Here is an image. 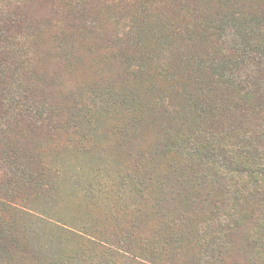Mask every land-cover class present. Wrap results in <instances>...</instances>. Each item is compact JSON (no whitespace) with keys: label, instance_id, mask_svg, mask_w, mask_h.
<instances>
[{"label":"trees","instance_id":"16d2710c","mask_svg":"<svg viewBox=\"0 0 264 264\" xmlns=\"http://www.w3.org/2000/svg\"><path fill=\"white\" fill-rule=\"evenodd\" d=\"M57 1L61 5L60 16L54 12L55 39L61 35L68 40L73 29L96 40L113 38V27L103 25L91 12L93 0ZM161 2L189 9L190 23L200 39L214 34L211 7H189L185 0ZM41 4L49 3L0 0V71L12 63L16 69L34 66L25 43L8 42L12 54L18 55L15 61L5 57L1 45L15 34L22 36L24 24H36ZM210 21L214 22L209 26ZM191 34L187 28L186 36ZM236 34L242 40L233 39L229 55H221L217 51L222 48L213 45L208 55L196 56L198 99L192 100L193 112L150 108L139 98L133 100L132 91L123 90L119 99L107 94L110 104L102 106L105 112L122 114L131 121L129 130L141 120L152 129L146 145L129 150L139 165L126 167L117 177L134 203L121 199L124 225L116 243L92 237L66 256L48 258L47 264H264V40L247 39L238 30ZM103 41L109 48L113 44ZM219 65L224 69L217 72ZM244 67L249 71L241 72ZM187 70L179 74L185 89L190 79ZM29 81L0 79V181L6 184L0 192V240L6 250L19 252L24 246L3 218L12 204L20 205L10 192L48 183L35 164L36 150L29 145L38 136L52 138L66 128L58 108L39 95L48 91L47 86ZM184 94L192 97L191 92ZM82 115L89 116L90 110ZM131 141L121 139V148ZM132 241L137 247L119 246Z\"/></svg>","mask_w":264,"mask_h":264},{"label":"rangeland","instance_id":"374dc122","mask_svg":"<svg viewBox=\"0 0 264 264\" xmlns=\"http://www.w3.org/2000/svg\"><path fill=\"white\" fill-rule=\"evenodd\" d=\"M47 1L49 4L39 6L34 26L24 24L22 36L15 34L1 45L5 57L15 61L18 55L12 54L8 42L25 43L34 66L16 69L12 63L0 71V79L13 77L47 86L48 91L39 93L40 97L58 108L67 123L62 120L66 128L54 137L38 136L29 145L36 150L35 164L48 183L10 192L13 202L20 205L12 204L3 218L12 224L24 248L21 252L6 250L5 241L0 240V264H47L48 258L66 256L86 246L92 237L117 242L124 225L121 199L134 203L127 188L119 185L118 174L139 165L129 150L146 145L153 136L144 120L129 130L131 121L122 114L105 112L102 106L109 103L107 94L119 99L123 90L132 91L133 100L139 98L150 108L193 112L196 105L192 100L198 99L196 56L208 55V47L213 45L222 48L217 51L221 55H229L233 39L242 40L236 30L243 34L250 31V36L245 34L247 39L264 40V0H185L183 4L189 7H211L216 27L214 34L204 39L193 30L189 9L180 10L172 2L93 0L91 12L115 32L111 31L112 39L101 38L113 43L110 48L103 40L82 36L79 29L70 31L68 40L61 35L55 39L54 12L57 17L61 4ZM187 28L192 29L189 37ZM185 67L190 77L186 89L179 75ZM223 69L217 66V72ZM185 92H191L192 97ZM93 94L98 95L96 100ZM87 109L90 115L83 117ZM129 137V146L121 148L120 140ZM5 186L0 181V192ZM137 244L120 242L119 246L132 249Z\"/></svg>","mask_w":264,"mask_h":264}]
</instances>
